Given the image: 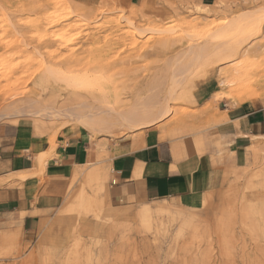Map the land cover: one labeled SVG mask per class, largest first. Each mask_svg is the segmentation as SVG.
Returning a JSON list of instances; mask_svg holds the SVG:
<instances>
[{
  "label": "rangeland",
  "instance_id": "1",
  "mask_svg": "<svg viewBox=\"0 0 264 264\" xmlns=\"http://www.w3.org/2000/svg\"><path fill=\"white\" fill-rule=\"evenodd\" d=\"M247 16L262 18V31L245 34L238 56L214 66L200 59L211 28ZM247 59L244 71L255 77L244 82L247 96L260 98L264 0H0V125L25 121L55 135L81 127L78 115L93 137L159 127L195 149L213 113L241 101H216L230 91L219 72ZM116 117L128 124L114 127ZM78 185L36 245L15 254L13 241L0 264L264 263V143L199 210L168 204L170 214L148 215L144 208L166 202H110L102 183Z\"/></svg>",
  "mask_w": 264,
  "mask_h": 264
},
{
  "label": "crops",
  "instance_id": "2",
  "mask_svg": "<svg viewBox=\"0 0 264 264\" xmlns=\"http://www.w3.org/2000/svg\"><path fill=\"white\" fill-rule=\"evenodd\" d=\"M228 104L195 149L159 127L110 138L71 125L55 135L25 121L0 125V250L13 241L15 254L35 246L85 179L102 183L110 202L199 210L264 143V96Z\"/></svg>",
  "mask_w": 264,
  "mask_h": 264
},
{
  "label": "bare ground",
  "instance_id": "3",
  "mask_svg": "<svg viewBox=\"0 0 264 264\" xmlns=\"http://www.w3.org/2000/svg\"><path fill=\"white\" fill-rule=\"evenodd\" d=\"M246 18L245 19H242V18H239L238 19V18H236L234 20H231L230 22L225 23L226 26L223 29H215L214 30V28H211V30H212V36H210L209 41L207 42L208 44L206 43L207 45H204V47H202V49H201V47L199 48V49L203 50L202 51L203 54H201L203 56L200 59L204 60L205 62L207 60L208 61H211V62L215 60L214 63H218V62L220 63L221 61L224 62V61L230 60V59L235 58L236 56H238L241 53V50L244 47L245 39L247 38V37L246 38L244 37L245 34H249V36H250V33H253L254 36L255 35H258L259 36V34L262 31V29H261V24H262V21H263L262 18H253L252 16H249L247 19ZM53 23H55V21ZM48 26H49V24H48ZM242 33L244 34L243 36H242ZM135 34H136V32H135ZM223 38H226L225 39V42H224V45H221V44L220 45H217L216 42H220L221 40H223ZM247 40H249V39H247ZM70 42H71V40L62 41L63 47L64 46H65L64 48H66V46L68 47V45L70 44ZM246 43H247V41H246ZM199 49H197V50H199ZM253 51H255V49L251 48L250 50H247V53H251ZM223 54H225V55H223ZM194 55L196 56V58L199 57V54H195L194 53L193 54V57H194ZM197 55H198V57H197ZM201 55H200V57H201ZM217 56H225V57H222V59H219L218 58L219 59V61H218L216 59ZM202 60H200V61H202ZM205 62H203V63H205ZM248 62H249V60L247 59L244 62L242 61L241 63H238L239 64L238 66H235L233 68H230V69L223 70V71L219 72V77L221 79H223V78L226 79V82H225L224 85L226 87L230 88L229 89L230 91H228L229 93H227V94H218V95H216L217 97L214 95L216 97V101H229L232 98L234 100L237 99V98H241V101L238 102V103H236L237 105H239V104H241L245 100L253 99L252 97H248L247 96L248 95L247 93H248V89H249V84H244V82L250 81L251 79H253V80L255 79V77L254 76H251L250 73L244 71V68L247 65L251 64V62L249 64H248ZM214 63H213V65L212 64L211 65L214 66ZM211 65H210V67H211ZM206 67H208V66H206ZM210 69H212V68H210ZM47 70H49V69L47 68ZM50 71H52V68L50 69ZM52 72H55V71L53 70ZM52 72H51V76H52ZM249 72H251V71H249ZM54 76H55V74H54ZM54 76H52V77H54ZM64 76L66 77L65 74H64ZM67 76H69V75H67ZM57 77H58V79L61 80V78H59V76H57ZM70 77L71 76H69V78ZM83 79H85V78H83ZM62 80H63V78H62ZM223 82H224V80H223ZM4 86L6 88H9V86L11 88H13V87L17 86V81L16 82H13V83H10V85L8 84L7 86L6 85H4ZM2 89H3V87H2ZM72 96H73V94L71 93L70 97H72ZM14 97H16V95L13 94V95H9L8 98H9V100H11V99H15ZM210 101H211V99H210ZM213 103H215V102H213ZM38 105H39V102H38ZM40 106H41V104H40ZM211 106H212V103L207 104V108H210ZM33 108H34V110L36 109L35 108V105L33 106ZM37 110H35V111H37ZM72 110L76 111L75 109H72ZM42 111H43V109H42ZM40 112H41V110H40ZM24 113L26 114V112H24ZM133 116H135V115H133ZM133 116L131 117V119L129 121H131V120L132 121H135L136 118L133 117ZM82 117H78V115L77 116H74L73 117V119H74L73 121L74 122H77V124H79L86 131H90L89 129H90L91 126L89 125V123H87V122H89V120L88 119L86 120V118H82ZM121 118L122 117H118L117 119H114V121H113L114 127L116 125L119 126V125H122V124H128V121H125V120L123 121V119H121ZM141 118H143V117H141ZM152 128H158V127H152ZM37 161H38V163H37L38 165H36V166H38L37 170L43 171L42 168L44 167L43 164H44V161H45L44 160V157L42 159H37ZM19 178L22 179L23 177L20 176ZM159 203H164V202H159ZM143 211L146 214H148V215H152V214H154V215L155 214H170L172 212L170 210V207L166 203H164L162 205L154 206L153 208H144ZM261 264H264V263H261Z\"/></svg>",
  "mask_w": 264,
  "mask_h": 264
}]
</instances>
